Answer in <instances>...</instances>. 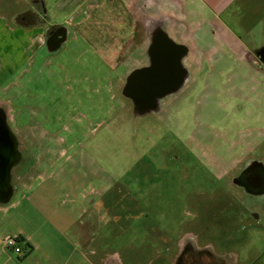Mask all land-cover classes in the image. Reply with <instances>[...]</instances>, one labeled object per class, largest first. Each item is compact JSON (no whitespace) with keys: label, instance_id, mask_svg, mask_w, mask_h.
<instances>
[{"label":"rangeland","instance_id":"obj_1","mask_svg":"<svg viewBox=\"0 0 264 264\" xmlns=\"http://www.w3.org/2000/svg\"><path fill=\"white\" fill-rule=\"evenodd\" d=\"M247 1L204 16L216 25L206 21L201 43L191 37L198 31L178 26L189 35L183 90L163 101V111L143 113L125 94L130 72L148 62L143 17L133 16V34L120 41L123 10L105 4L85 17V36L81 16L72 15L76 0L63 8L61 0H46L43 27L66 23L72 37L54 53L24 47L26 61L8 80L18 83L0 89V107L10 112L28 159L0 206L29 196L10 211L22 224L38 217L40 200L65 209L67 221L81 212L79 237L74 226L52 233L54 244L73 250L69 264H185L187 244L202 251L193 255L199 264H264V194L233 181L245 158H259L264 168V0ZM143 2H136L139 16ZM155 21L170 28L168 17ZM113 40L118 49L106 48ZM42 188L47 193L37 202Z\"/></svg>","mask_w":264,"mask_h":264},{"label":"crops","instance_id":"obj_2","mask_svg":"<svg viewBox=\"0 0 264 264\" xmlns=\"http://www.w3.org/2000/svg\"><path fill=\"white\" fill-rule=\"evenodd\" d=\"M23 1L26 2L25 7L22 9L16 8V6ZM64 1L65 0H61V3L63 2L61 4V8L64 6ZM76 1L77 2L74 4V14L72 15H74L75 18H78L77 15L81 16L80 19H78L77 25L81 26L80 28L82 32H84L83 25L85 17L89 15L90 11L93 9H100L101 7H104L105 4H107L108 7L113 6V3L107 0L93 2H89L88 0ZM137 1L139 0H132V5L130 4L133 11L132 16L138 18L143 17L142 23L149 30L151 27L158 24L152 23L151 20L157 22L155 20H158L163 16L166 18L168 17L171 24L168 27H172L171 29L174 30L178 36L172 35L170 33V28L167 29L161 24L158 25H161L163 29L167 31L169 36L175 41L187 45L186 38H188L189 35H182V32L178 26L184 23L186 25L184 26L185 29L192 30V34L198 31L196 36L191 37L196 38V41L201 43L200 40L198 41V34L206 21H210V23L216 25L215 21L210 19L202 20V18H204V16L207 17L208 13H211L214 18H217L240 0H170L175 2V4L177 3L171 7L165 3L169 0H144L142 4V16L140 15L141 17L137 14ZM118 2L121 3L122 1L119 0ZM248 2L249 1L244 0V3L242 4L246 5ZM156 5L158 7L156 11L157 13H151L153 8H157L155 7ZM46 6V0H0V72H5V76H3V79L0 82V89L8 91L12 84L18 83V81L8 82V80L10 75L18 72L26 61V59H23L22 49L24 47L38 48L44 41L46 36L45 27H43L40 21H42L43 18H46L47 16L48 9ZM120 8L122 9L121 5ZM112 9L113 7H111V10ZM124 15L122 16L124 17ZM192 18H197L195 25L193 24L194 26L190 20ZM129 29V36H131L132 32L135 30V24L134 28L130 27ZM185 33H188V31ZM83 34L88 36V34L85 32ZM79 35H82L81 32ZM89 37L94 39V36L92 35H89ZM241 40L243 39L241 38ZM120 41L118 42L117 49L119 47ZM114 42L117 43V40H113V44L112 42L106 43V48L115 47V50L116 45ZM150 43L151 36L149 35L148 46H150ZM149 63L150 58L148 62L136 68L148 65ZM47 189L48 188H42L41 190H38L36 193L37 202L39 199L44 197L43 195L44 193H47ZM23 197L24 198L21 200V202L19 201L12 206H0V241L9 235L18 236L24 250L23 254H17L16 257L18 260H16L11 255H9L4 244H2V246L0 244V262L3 261L1 264H8L11 261H13L14 264H69L73 250L67 249V251H65L63 246L54 244L52 233L55 231L54 229H61L62 234L66 232L70 233L69 230L72 226L78 227L76 225H80L79 217L81 216V212L76 217H73V219L67 221L65 218L67 216L65 209L57 210L53 208V206L50 208L42 207L39 204L41 202L40 200L35 206L38 217L35 220L32 219V221L30 219L27 220V224H22V222L16 218L19 213L14 212L13 214H10V211L13 208H17L22 205L24 199L30 200V197L27 195H24ZM55 213H57V215L63 216L64 220L61 221L56 218L54 216ZM65 223L66 229L62 226H58V224L60 225ZM80 231L81 230L78 227L75 230V236L79 237L81 234ZM59 233L61 234V232Z\"/></svg>","mask_w":264,"mask_h":264},{"label":"water","instance_id":"obj_3","mask_svg":"<svg viewBox=\"0 0 264 264\" xmlns=\"http://www.w3.org/2000/svg\"><path fill=\"white\" fill-rule=\"evenodd\" d=\"M159 30V29H158ZM150 63L135 68L127 77L125 94L132 98L136 109L140 112H153L160 109L161 99L181 88L185 79L186 67L184 59L188 53V46L175 41L163 28L156 34L152 32L149 46ZM13 139L12 145L16 148V134L8 126L6 112L0 107V137ZM14 159L7 166V174L3 178V187L0 189V202L10 201L14 194L11 183V166Z\"/></svg>","mask_w":264,"mask_h":264},{"label":"flooded vegetation","instance_id":"obj_4","mask_svg":"<svg viewBox=\"0 0 264 264\" xmlns=\"http://www.w3.org/2000/svg\"><path fill=\"white\" fill-rule=\"evenodd\" d=\"M69 1H71L70 3H72L73 0H69ZM107 1L112 2L116 6L117 2L119 0H107ZM120 1H122L120 3V5H121L122 10H123L122 11L123 15L125 13V15L122 19V21H123L122 24H123V27L124 26L126 27V32H125L126 35L123 36L122 40L123 41L124 40L129 41V39H130V36H129L130 35V29L129 28L130 27L134 28V24H133L134 20H133V16H132L133 11H132V8L130 6V4L132 5V0H120ZM115 9H116V7L113 10L115 11ZM114 11H113V13H114ZM73 26H75L74 23H73ZM109 26L111 28H113V23H110ZM162 28L163 27L161 25L159 26L157 24L153 28H151L150 30L148 29L150 32V36H151L152 32H155L156 34H158L159 30ZM132 31H133V29H132ZM70 32H71L70 27L66 26V23L57 24V23L51 22L50 25H47L45 27V35L46 36L44 38V41L41 43V45L39 47H46V49L50 53L58 52L62 48H64V46L69 42V39L72 37ZM132 34H133V32H132ZM198 37H200V34H198ZM199 40H201V38H199ZM115 45H116V49H117L118 43L117 44L115 43ZM146 51H147L148 60H149V58H150L149 46L147 47ZM184 63H185V61H184ZM185 80H186V78L182 81L183 83H182L181 88L173 91L172 93L164 96L161 99V102H160V110L161 111H163V105H162L163 101H165L171 95L178 96L182 92L183 86L185 85ZM4 111L6 112V118H7L8 126L14 132V129L12 126V120L10 119V115H8V114H10V112L8 113L6 108ZM201 139H204V138H201ZM211 139H212V137H211ZM211 139H207V140H211ZM16 141H17L16 142V148H14V146L12 145V142H13L12 138L6 137V136L0 137V189L4 185L2 180H3L4 176H6V174H7L8 164H10L11 161L14 159L15 152H17V154L15 156V158L17 157V159L12 164L11 170H10L12 185H14L15 173H18V172L22 173V167L28 161L25 154L21 150L20 139L17 136H16ZM195 156H196V153H194V152L189 153V158L193 159ZM259 161H260V159L255 158V157L245 158L244 163L240 167L238 174L233 179V181L236 184H238L239 186H241L245 191H247L251 194H254V195L264 194V168H263L261 163L259 164ZM219 179L222 180L221 177ZM216 186L218 188H227L231 192L230 188L227 185H224V184L219 185L218 184ZM13 187L15 188V186H13ZM214 188H215V186L213 184L212 189H214ZM200 252H202V251L199 248H194L191 245L187 244L180 251V261L182 262L183 258L188 257L190 255L192 258L188 257L186 259L185 264H199L197 261H195V259L193 258V255H197ZM210 263L215 264L214 260Z\"/></svg>","mask_w":264,"mask_h":264},{"label":"built area","instance_id":"obj_5","mask_svg":"<svg viewBox=\"0 0 264 264\" xmlns=\"http://www.w3.org/2000/svg\"><path fill=\"white\" fill-rule=\"evenodd\" d=\"M3 244L7 248H12L17 254H23V246L20 241V238L15 235H9L3 238Z\"/></svg>","mask_w":264,"mask_h":264}]
</instances>
